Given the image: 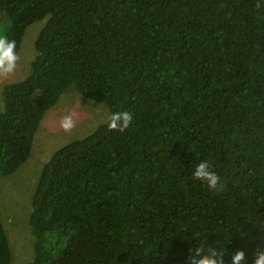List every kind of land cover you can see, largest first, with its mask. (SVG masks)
<instances>
[{
	"label": "trees",
	"instance_id": "trees-1",
	"mask_svg": "<svg viewBox=\"0 0 264 264\" xmlns=\"http://www.w3.org/2000/svg\"><path fill=\"white\" fill-rule=\"evenodd\" d=\"M45 18L30 72L2 86L0 175L27 161L70 86L133 119L124 131L106 120L44 162L26 264H188L201 245L253 264L264 250V0H0L17 52ZM201 160L219 189L192 177ZM11 259L0 216V264Z\"/></svg>",
	"mask_w": 264,
	"mask_h": 264
},
{
	"label": "rangeland",
	"instance_id": "rangeland-1",
	"mask_svg": "<svg viewBox=\"0 0 264 264\" xmlns=\"http://www.w3.org/2000/svg\"><path fill=\"white\" fill-rule=\"evenodd\" d=\"M45 21L46 18L26 28L14 71L0 75V108L2 86L23 79L30 72V63L36 55L35 39ZM109 113L105 103L86 97L70 86L46 111L27 161L15 172L0 175V216L10 242L11 264H26L34 255V237L29 225L30 202L44 162L60 146L93 132L107 120ZM68 114L72 115L73 127L65 131L60 121Z\"/></svg>",
	"mask_w": 264,
	"mask_h": 264
},
{
	"label": "clouds",
	"instance_id": "clouds-1",
	"mask_svg": "<svg viewBox=\"0 0 264 264\" xmlns=\"http://www.w3.org/2000/svg\"><path fill=\"white\" fill-rule=\"evenodd\" d=\"M16 50V42L0 33V75L12 73L19 60ZM133 119L132 113L128 111H114L107 117V126L111 129L124 131ZM61 127L67 131L73 127L71 114L65 115L60 121ZM192 177L205 182L209 188L219 189L221 174L208 160H201L192 170ZM225 253L219 248H210L203 245L194 248V254L188 264H225ZM243 250H234L229 254V264H241L244 260ZM253 264H264V250L259 251Z\"/></svg>",
	"mask_w": 264,
	"mask_h": 264
}]
</instances>
